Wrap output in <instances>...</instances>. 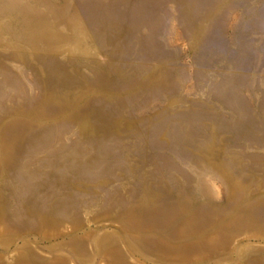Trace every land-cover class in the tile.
<instances>
[{
  "label": "rangeland",
  "instance_id": "374dc122",
  "mask_svg": "<svg viewBox=\"0 0 264 264\" xmlns=\"http://www.w3.org/2000/svg\"><path fill=\"white\" fill-rule=\"evenodd\" d=\"M0 264H264V0H0Z\"/></svg>",
  "mask_w": 264,
  "mask_h": 264
}]
</instances>
